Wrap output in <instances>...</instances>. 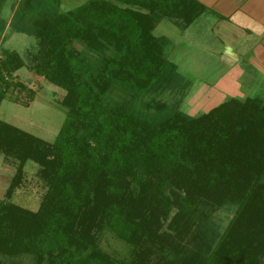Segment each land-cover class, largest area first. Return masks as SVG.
<instances>
[{"label":"trees","instance_id":"16d2710c","mask_svg":"<svg viewBox=\"0 0 264 264\" xmlns=\"http://www.w3.org/2000/svg\"><path fill=\"white\" fill-rule=\"evenodd\" d=\"M60 8L61 0H20L9 25L36 39L29 69L64 91L66 118L51 143L0 120V154L17 162L0 202V264H264V102L230 99L185 114L190 84L153 33L163 19L186 30L206 7ZM23 67L16 52L1 51L0 102L25 91L12 80ZM165 93L181 97L168 104ZM28 162L46 186L36 211L12 203ZM105 231L129 247L127 257L102 251Z\"/></svg>","mask_w":264,"mask_h":264},{"label":"rangeland","instance_id":"374dc122","mask_svg":"<svg viewBox=\"0 0 264 264\" xmlns=\"http://www.w3.org/2000/svg\"><path fill=\"white\" fill-rule=\"evenodd\" d=\"M199 1L205 5L206 12L189 28L183 30L163 19L153 32L168 41V61L177 66L178 73L190 84L180 110L198 117L230 99L258 98L264 102V76L253 62H264V40L262 42L252 30L247 29L248 32L222 19L221 13L207 4L214 0ZM19 2L6 0L2 8L0 19L5 25L0 37V55L3 49H8L24 60V67L14 74L12 80L24 85L25 91L14 89L0 102V120L51 143L66 118V110L60 105L64 91L30 71L27 53L35 50L36 39L16 33L10 27ZM84 2L86 0H61L60 9L67 11ZM75 47L81 49L77 44ZM227 47L241 56L233 65L223 61ZM29 91L34 94L32 100ZM111 96L115 99L117 94ZM180 97L178 93H165L159 99L171 104ZM16 169L15 160L0 154V202ZM37 171L34 163L25 165L23 181L14 191L12 203L30 211L38 209L46 186ZM99 246L117 259L127 257L130 252L128 246L107 231L99 235ZM5 264H32V260L20 257Z\"/></svg>","mask_w":264,"mask_h":264},{"label":"crops","instance_id":"0c3cea01","mask_svg":"<svg viewBox=\"0 0 264 264\" xmlns=\"http://www.w3.org/2000/svg\"><path fill=\"white\" fill-rule=\"evenodd\" d=\"M199 2L203 4L201 1ZM207 4L217 9L218 12L221 13L220 16L222 19L231 21V25H236L239 28H243V30L250 29L253 34L257 33L259 39L261 38L263 42L264 0H214L212 4L209 1ZM247 26L249 27L247 28ZM234 52L233 49L227 47V52L223 57V61L227 62L228 65H233L241 57ZM253 62L259 67V70L264 76V62L259 63L256 60H253Z\"/></svg>","mask_w":264,"mask_h":264}]
</instances>
